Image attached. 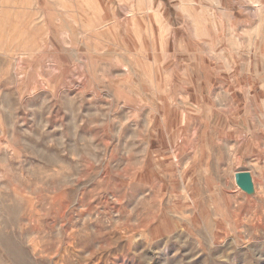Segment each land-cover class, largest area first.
Listing matches in <instances>:
<instances>
[{"label": "rangeland", "instance_id": "rangeland-1", "mask_svg": "<svg viewBox=\"0 0 264 264\" xmlns=\"http://www.w3.org/2000/svg\"><path fill=\"white\" fill-rule=\"evenodd\" d=\"M156 2L0 0V264H264V16L167 61Z\"/></svg>", "mask_w": 264, "mask_h": 264}, {"label": "crops", "instance_id": "crops-1", "mask_svg": "<svg viewBox=\"0 0 264 264\" xmlns=\"http://www.w3.org/2000/svg\"><path fill=\"white\" fill-rule=\"evenodd\" d=\"M238 1L239 3L235 6V2L233 0H158V2H156L158 8L157 10H159L157 12L158 14L149 16L152 20V23L149 24L151 29L147 26L146 30L152 31L151 38L154 36V29L157 30L160 52H166V55L170 53L169 49H171L173 53L174 46L177 47L179 52L186 51L185 53H189L187 50L188 48L191 49V46H188V44L193 42L194 38L206 37V39H212V36L221 37V35L224 36V34L234 36L238 35L240 37L242 31L245 32L247 30L249 31L247 41L251 44V41H255L257 38V36L255 38L253 33L256 29L258 31L261 16H264V0ZM196 5L199 7L197 10L195 8ZM236 9L238 11V13H236L237 16L235 15ZM240 9L242 10L241 12L239 11ZM176 13L182 16H176ZM145 25H148V22ZM177 28L181 29V33L177 32L175 35V30ZM238 32L241 33L236 34ZM214 41L218 44L221 43V39ZM211 43L212 41L210 40L209 46ZM237 43L238 42H235V44L233 43V47H230L229 49L232 50L233 53H237L239 55L241 54V47H238ZM207 46V43L204 42V44L200 47H197V50H206L209 48V46ZM169 55L171 56H168L169 58H167V61L172 59V54ZM190 148H192V146L187 144L186 149ZM191 156V162L187 163V166H185L184 169L188 166L189 168L193 167V162L197 158V154L192 153ZM198 170L200 171L201 168L197 169V171ZM237 172L243 171H236L232 173V185L234 184V175ZM194 175L195 173L192 174V176ZM179 179L182 180L183 178L181 177ZM200 179H202V177H200ZM188 182L190 183V181ZM189 183L186 187L180 190V193L183 190V196L186 198L190 197V190L188 188ZM233 187L235 192L241 191L237 189L235 185H233ZM183 213L184 212L181 214Z\"/></svg>", "mask_w": 264, "mask_h": 264}, {"label": "water", "instance_id": "water-1", "mask_svg": "<svg viewBox=\"0 0 264 264\" xmlns=\"http://www.w3.org/2000/svg\"><path fill=\"white\" fill-rule=\"evenodd\" d=\"M236 186L245 194L253 193V180L249 172H237L234 175Z\"/></svg>", "mask_w": 264, "mask_h": 264}, {"label": "bare ground", "instance_id": "bare-ground-1", "mask_svg": "<svg viewBox=\"0 0 264 264\" xmlns=\"http://www.w3.org/2000/svg\"><path fill=\"white\" fill-rule=\"evenodd\" d=\"M235 182V181H234ZM233 185H235V184H233ZM236 187V186H235Z\"/></svg>", "mask_w": 264, "mask_h": 264}]
</instances>
